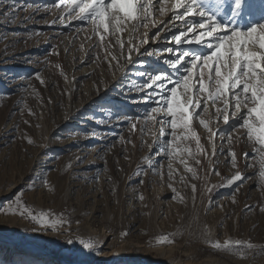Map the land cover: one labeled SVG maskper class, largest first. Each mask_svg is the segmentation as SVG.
Instances as JSON below:
<instances>
[{
  "label": "rangeland",
  "instance_id": "1",
  "mask_svg": "<svg viewBox=\"0 0 264 264\" xmlns=\"http://www.w3.org/2000/svg\"><path fill=\"white\" fill-rule=\"evenodd\" d=\"M166 1L137 0V46L147 60H160ZM56 2L0 0V264H264V147L248 139L247 128L233 129L241 123L235 101L229 96L228 124L216 111L223 103L209 100L213 112L196 110L190 121L195 137L183 139L180 128L173 134L170 123L159 122L166 110L147 91L142 59L128 90L117 94L130 20L118 32L112 21L104 33L78 19L75 6ZM195 7L226 32L264 23V0H244L235 16L217 0ZM200 67L208 83V69ZM83 69L93 73L83 76ZM87 89L104 95L81 128L73 117ZM246 103L242 115L256 106ZM67 141L81 146L64 152Z\"/></svg>",
  "mask_w": 264,
  "mask_h": 264
},
{
  "label": "snow or ice",
  "instance_id": "2",
  "mask_svg": "<svg viewBox=\"0 0 264 264\" xmlns=\"http://www.w3.org/2000/svg\"><path fill=\"white\" fill-rule=\"evenodd\" d=\"M159 2V0H158ZM62 3H66L70 8L75 6L78 10L77 18L83 21L92 20L97 28H102L104 33L109 32V25L112 21H115V31H119V25L123 20H133L137 18V0H110L107 6H103V0H57L55 6L60 7ZM198 0H189L188 3H184L183 0H176L175 7L183 8L184 12L177 13V18H182L185 14L193 15L198 14L200 17L205 16L204 11L196 13L195 6ZM244 0H217V6L220 4H230L233 8V16L239 12L243 7ZM203 0H199V6L202 7ZM108 9L111 11L109 12ZM122 14V15H121ZM200 28H205V21L203 19L194 21ZM220 25L213 21L212 17H208V27L206 34H210L219 28ZM259 29V31H258ZM104 37L101 36V39ZM177 43L181 42L180 35L174 37ZM217 43L215 45L212 42L207 44L208 49H215L210 52H205L203 55H196L195 59L203 60V67L208 69L207 81L205 82V74L203 70L199 73V87L197 88L196 82L189 81L188 76H182L180 80L175 81V86L170 90L164 89L163 82L158 85L163 89L164 93L170 91V96L167 94L159 95L156 90H153L152 95H159L157 103H161V106L166 110L167 117L171 120H161V124L170 123L171 128L174 131L177 128L183 129L185 135L183 139H188L189 136L195 137L194 132H190V121L193 116H198L199 113L196 110L203 112L208 111V101L210 100L213 105L218 102L223 103V109L217 108V113L223 111L224 123L228 124L229 119L227 116V110L231 100L235 103L233 107L236 112H240V109L247 107L246 102H251L255 107L248 108L245 115L238 116L241 121L240 124H234L233 129L244 127L248 129V139L255 138L256 142L264 147V23L256 24L246 31L237 30L233 28L230 32H224L223 35L216 37ZM257 47L260 49L258 52ZM223 49L222 54L219 50ZM171 51V49H169ZM188 55L187 51L182 53ZM179 57L177 58V61ZM195 66V65H193ZM172 67L175 68V63H172ZM186 70L190 73L191 68ZM155 81H161V75L154 76ZM169 82L171 77H168ZM183 84L184 101L181 102V95L177 94V86ZM214 83V90L209 89V84ZM238 90V91H237ZM203 95V99L201 98ZM203 104V107H202ZM192 109L190 114L189 109ZM156 111L155 108L152 109ZM255 117L259 122V126H254L250 123L249 118ZM200 123L208 128V124L204 120ZM163 134V133H162ZM171 135V134H170ZM215 135V133H213ZM197 139V146L199 150V139ZM247 155V154H245ZM199 163V161H197ZM235 159H233V164ZM235 181H241L242 176L236 174ZM11 202V201H9ZM7 214V213H6ZM23 215V213H21ZM33 219H36L33 217ZM41 226L52 227L44 218H40L38 221ZM231 242H225V246H228ZM241 241H235V244L240 245ZM219 247V245H216ZM84 247L91 250L95 245L91 242L84 244Z\"/></svg>",
  "mask_w": 264,
  "mask_h": 264
},
{
  "label": "bare ground",
  "instance_id": "3",
  "mask_svg": "<svg viewBox=\"0 0 264 264\" xmlns=\"http://www.w3.org/2000/svg\"><path fill=\"white\" fill-rule=\"evenodd\" d=\"M168 1L169 2L166 1V3L168 4V8H167V11L165 13V16H166L165 21L162 23L164 29L161 32V41L158 43L159 47L162 49V51H160L159 55H158L159 59H160L158 62H156L157 60H152V59L147 60L146 59L147 57L144 54L146 48H143V46H139V45L137 46V31L139 30V19L137 17L136 19L130 20L131 42H130V47H129L130 49L128 52L129 56L127 57V61L129 63L127 62L126 65L124 67H122V69H121V71L122 70L123 71L118 72V75H116V77L118 78L117 83H119V86H122L121 90H119V91L117 90V88L112 89V91H114V92L118 91L117 94L123 95V93H125L126 90H128L127 82L131 78L133 70L139 69V68H137L136 63L141 59H142V63L144 64V65H142V69H144V72H148L145 74V76L148 75V78L151 80V85L149 86V88H147V91L152 89V90H156V92H159V95L170 94V91L167 93H164L163 89L159 88L158 85H160L163 82L164 89L170 90L173 86H175V81L180 80L182 78V76H188V78L190 79V83L196 82L197 74H199V71H201L200 64L203 62L202 59H200V60L195 59L196 55H203V54H205L206 51H209V49L207 48V44L209 42H212L215 45V43H217L216 37L223 35L224 32H226V30H228V28L226 29V27L224 28L223 26H220L219 28H217L216 31L211 32L210 34H206L207 27H208V17L210 15L205 14L204 17H200L198 14H193V15L185 14L182 18L178 19L177 13L184 12V9L175 7L176 0H168ZM183 2L188 3L189 0H183ZM137 9H138V7H137ZM195 9H196V13H198L200 11L196 7H195ZM201 19H203L205 21V25H206L205 28H200L196 23H194V21H199ZM212 19H213V21L218 23V21L215 18L212 17ZM223 21H225V20H223ZM176 35H180V37H181L180 43H177L176 40L174 39V37ZM167 36H171V40H168L166 38ZM169 49H171V51ZM184 51H187L188 55H186V56L183 55L182 53ZM178 57H179V60L177 61ZM116 62H118V61H116ZM172 63H175V68L172 67ZM185 65L187 66V68H191L190 73L186 70ZM193 65H195V66H193ZM115 70H116V68H115ZM107 72L104 73L105 80H107V78H108ZM91 73H93V72L88 71L86 69L81 70V74L83 76H88ZM155 75H161L162 80L161 81H155L154 80ZM169 76L171 77L170 82L168 80ZM196 83H198V82H196ZM180 86L182 88L183 84L181 83V85L177 86V94L178 95H181V93L183 91L182 89H179ZM74 89H76L75 81L72 82L71 91H74ZM109 89L110 88H108L106 93L110 92ZM91 90L92 89H87V96H86L84 103L81 106H79L78 110L75 109L76 112L74 113L73 118H75V120H77L80 123L79 125L77 124L78 125L77 127H81V128L87 127L88 126L87 121H89L88 120L89 118L86 116L90 112L89 108L94 107L96 104L101 105L100 103L102 102V100H101L103 97L102 95H104V94H101L98 97L97 96L96 97L91 96L92 95ZM122 90H124V91H122ZM159 95L153 96L151 94V97L152 98H159ZM157 101L158 100H156L154 103L160 104V103H157ZM161 103H162V101H161ZM202 107H203V104H202ZM209 110H211V112H213L214 106H212V104H210L208 102V111ZM243 111L244 110L240 111L239 116L242 115ZM160 117L163 118L164 120L170 118V117H167V114L161 115ZM235 120L239 121L238 117ZM118 124H119V122H115L116 126H118ZM105 135H107V134H105ZM113 137H115V136H113ZM196 138L199 139V136L197 135ZM70 140H71V138H70ZM78 144H80V143L79 142L78 143L73 142V141L65 142V144L63 146L65 148L64 152H69L72 148H74L76 146H81ZM209 146H210V149L212 150L214 148V143L210 142ZM200 148H201V146H200V141H199V150L197 149L198 152H200ZM85 156H86V154H83V152H82L79 155V159L83 158ZM83 167H84V169H86V165H84ZM105 239H106L105 240L106 243L108 241H110L109 237H105ZM110 243H111V241H110ZM25 247H28L31 249L33 248V250H35V251L39 250L32 243H30V244L27 243L25 245ZM105 249L109 250L108 247H106ZM112 253L113 252L110 251V253H105V255H107V254L112 255ZM72 264H90V263L82 261V262H73ZM183 264H192V263L185 262Z\"/></svg>",
  "mask_w": 264,
  "mask_h": 264
}]
</instances>
